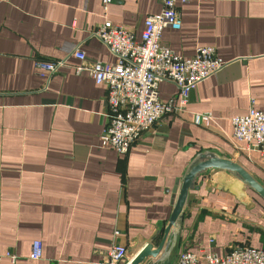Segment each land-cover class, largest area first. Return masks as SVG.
Here are the masks:
<instances>
[{
  "label": "crops",
  "instance_id": "obj_1",
  "mask_svg": "<svg viewBox=\"0 0 264 264\" xmlns=\"http://www.w3.org/2000/svg\"><path fill=\"white\" fill-rule=\"evenodd\" d=\"M176 6L181 27L164 28L160 43L182 57L213 46L226 63L121 155L99 143L106 86L77 74L74 57L53 74L35 62L79 47L87 61L114 63L92 31L108 20L139 40L160 0H111L106 9L102 0H0V264H102L113 244L127 246L131 260L161 239L173 188L199 152L233 160L264 186V152L246 150L231 125L252 101L264 112V0ZM177 93L172 83L158 85L162 101ZM202 112L212 115L207 125L195 123ZM177 238L197 253L264 251V198L229 172L208 169L187 194ZM34 240L42 243L37 260L29 258Z\"/></svg>",
  "mask_w": 264,
  "mask_h": 264
},
{
  "label": "built area",
  "instance_id": "obj_2",
  "mask_svg": "<svg viewBox=\"0 0 264 264\" xmlns=\"http://www.w3.org/2000/svg\"><path fill=\"white\" fill-rule=\"evenodd\" d=\"M110 2L102 0L103 9ZM160 3L157 13L144 18L139 40L131 31L108 20L92 31L115 57L114 63L87 61L79 47L67 57L35 62L40 72L53 74L71 66L68 58L74 57L79 61L73 66L77 74L87 71L96 84L106 86V122L99 143L121 155L161 118L182 109L197 84L220 71L226 63L217 56L213 46H198L192 56L182 57L162 45V30L179 29L181 18L177 0H160ZM161 82L174 84L177 95L167 101L160 100L158 85ZM252 103L245 114L231 118L232 134L246 150L264 152V112L255 109ZM211 118L210 112H202L195 114L194 120L196 124L207 125ZM213 240L210 237L208 243L212 244ZM41 255L42 243L34 240L29 258L37 260ZM5 256L15 260L14 254L7 252ZM129 261L127 246L113 244L104 254L102 264H127ZM174 264H264V251L249 245L231 247L223 254L211 249L199 253L182 249Z\"/></svg>",
  "mask_w": 264,
  "mask_h": 264
},
{
  "label": "water",
  "instance_id": "obj_3",
  "mask_svg": "<svg viewBox=\"0 0 264 264\" xmlns=\"http://www.w3.org/2000/svg\"><path fill=\"white\" fill-rule=\"evenodd\" d=\"M212 168L229 172L246 187L264 198V186L239 164L212 151L199 152L188 164L184 174L173 188V207L161 239L155 246L152 242L146 243L127 264H167L168 253L177 238L187 194L194 188L199 175ZM170 234L172 242L167 240Z\"/></svg>",
  "mask_w": 264,
  "mask_h": 264
},
{
  "label": "rangeland",
  "instance_id": "obj_4",
  "mask_svg": "<svg viewBox=\"0 0 264 264\" xmlns=\"http://www.w3.org/2000/svg\"><path fill=\"white\" fill-rule=\"evenodd\" d=\"M168 242H172V236L171 234L168 236ZM171 244V243H170ZM184 244V243H182ZM184 249L183 245L181 247V241L178 240V238H176V240L174 241L173 246L171 247L170 252L168 253V257H167V264H171V262H173L178 254V252L180 250Z\"/></svg>",
  "mask_w": 264,
  "mask_h": 264
}]
</instances>
